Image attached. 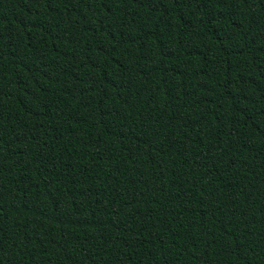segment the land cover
Masks as SVG:
<instances>
[{"label":"trees","instance_id":"16d2710c","mask_svg":"<svg viewBox=\"0 0 264 264\" xmlns=\"http://www.w3.org/2000/svg\"><path fill=\"white\" fill-rule=\"evenodd\" d=\"M0 264H264V0H0Z\"/></svg>","mask_w":264,"mask_h":264}]
</instances>
